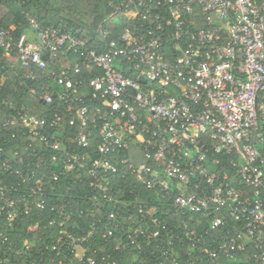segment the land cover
<instances>
[{
    "label": "built area",
    "instance_id": "obj_1",
    "mask_svg": "<svg viewBox=\"0 0 264 264\" xmlns=\"http://www.w3.org/2000/svg\"><path fill=\"white\" fill-rule=\"evenodd\" d=\"M112 6L109 18L122 29L105 50L87 47L82 29H42L33 19L20 35L13 27L0 28V55L19 73L21 85L58 107L41 117L30 105L0 101V175L16 172L30 182L37 171L26 167V156L52 153L60 166L50 171L55 178L88 171L91 186L113 202L107 214L115 228L126 231L125 221L141 219L143 224L129 227L132 232L159 241L156 212L146 218L142 204L134 212L110 185V175L132 173L162 194L164 204L220 228L218 243L228 259L243 260L238 253L245 252L251 264H264V156L258 147L264 141V0H120ZM72 52L80 60L63 63ZM52 62L58 67L38 74ZM0 78V84L7 79ZM92 128L99 137L95 153ZM9 137L24 150L10 152ZM74 143L88 150L71 149ZM133 148L142 151L143 161L138 150L122 155ZM45 183L39 176L14 197L0 183V227L28 213L36 194L44 209ZM51 209L62 224L66 212ZM94 230V224L82 235L62 229L66 237L53 241L55 248L67 240L84 259L82 242ZM166 245L162 254L181 264L173 240ZM250 246L255 251L248 252ZM199 248L186 251L190 259L183 264L195 262L194 252L199 263L220 264L217 252L209 251L205 260Z\"/></svg>",
    "mask_w": 264,
    "mask_h": 264
},
{
    "label": "trees",
    "instance_id": "obj_2",
    "mask_svg": "<svg viewBox=\"0 0 264 264\" xmlns=\"http://www.w3.org/2000/svg\"><path fill=\"white\" fill-rule=\"evenodd\" d=\"M118 1L120 0H0V28L13 27L15 33L20 35L31 26L33 19L42 29L52 26L66 31L82 29V36L88 39L87 47L105 50V43L113 39L115 33L122 29L109 18L113 12L112 4ZM129 24L131 23H126ZM110 28L114 29L113 33H109ZM62 60L65 64H73L80 59L78 53L72 52L69 56L62 57ZM58 65V62H52L48 69L38 71V74H49ZM84 68L93 69L89 66ZM2 75L7 79L0 84V101H11L17 106L30 105L32 112L41 117L58 109L55 105L46 104L38 96L29 93L28 86L21 85L19 73L11 68L8 59L0 55V76ZM29 82L32 83V81L27 83ZM35 84L40 90L41 84L37 81ZM89 104L92 106L93 116L100 121V113L94 111V103L89 102ZM3 110L4 115L9 112L6 107H3ZM92 130L96 138L90 148L95 153L99 143L98 129L92 128ZM64 140H67V137ZM64 142L66 141H63V147H66ZM72 145H70L71 149L88 150L76 143ZM262 145L264 156V141ZM7 147L10 152L16 147L21 148L20 143L11 137ZM137 150L140 151V161H143L142 151L136 148L122 155L131 157ZM51 154H46L44 157L39 156L40 153L34 157L26 156V167H32L37 171L36 177L30 182L25 183L23 177L16 172L8 171L0 175V183L7 186L5 191L13 197L35 186L34 180L39 176L44 177L46 183L43 191L48 204L44 209L38 207L37 201L40 198L39 194H36L35 202L30 204L28 213L15 216L11 224L6 222L5 225H1L0 264H93L91 261L95 262L94 264H171L170 259L162 254L160 247L163 245L167 247L168 238L173 240L176 250L179 251L181 264L190 259L186 251L192 249L198 252L199 245L203 247L202 254L206 257L205 260L209 257L208 252L213 250L217 252L220 264H251L247 259L249 253L245 252L238 253L244 257L243 260L228 259L218 243L220 228H214L209 220L197 222L199 216H195L192 220L189 215L183 214L172 205L164 204L163 200L166 199L162 194L156 189L144 187L139 178L132 173H127L124 177L110 175V185L113 189H118V197L125 200L134 212L140 211V204L146 218L149 219L152 213L156 212V216L161 221L160 240L157 241L155 238L145 240L132 232L129 227L143 224L141 219H136L135 223L131 220L125 221L126 231L115 228L114 219L107 214L113 210V202L104 197L103 191L91 186L92 176L88 171L81 170L79 175L76 171L69 172L55 178L50 171L58 170L60 166L52 159ZM58 157L61 158V155L58 154ZM135 162L138 163V160ZM51 206L66 212L62 224L58 213L52 210ZM52 217L58 219L53 224L50 223ZM118 218L121 219V216ZM93 224L95 225L93 235L81 245L86 253L84 259L78 257L77 248L70 245L67 240H63L65 244L61 249L55 248L53 241L60 236L66 237L61 233L62 229L82 235L92 228ZM164 225L167 229L163 228ZM109 230L113 231V235L109 234ZM130 233L132 234L129 237ZM253 251H255L254 246H250L248 252ZM193 256L195 262L191 260V264H203L196 261L197 253L194 252Z\"/></svg>",
    "mask_w": 264,
    "mask_h": 264
},
{
    "label": "rangeland",
    "instance_id": "obj_3",
    "mask_svg": "<svg viewBox=\"0 0 264 264\" xmlns=\"http://www.w3.org/2000/svg\"><path fill=\"white\" fill-rule=\"evenodd\" d=\"M262 144H263V141H260L259 144H258V147L260 148V150H261V148L263 146ZM261 152H262V150H261Z\"/></svg>",
    "mask_w": 264,
    "mask_h": 264
},
{
    "label": "crops",
    "instance_id": "obj_4",
    "mask_svg": "<svg viewBox=\"0 0 264 264\" xmlns=\"http://www.w3.org/2000/svg\"><path fill=\"white\" fill-rule=\"evenodd\" d=\"M263 154V153H262Z\"/></svg>",
    "mask_w": 264,
    "mask_h": 264
}]
</instances>
